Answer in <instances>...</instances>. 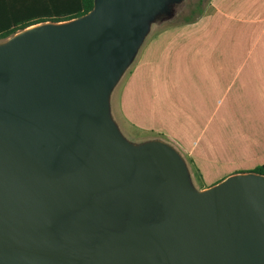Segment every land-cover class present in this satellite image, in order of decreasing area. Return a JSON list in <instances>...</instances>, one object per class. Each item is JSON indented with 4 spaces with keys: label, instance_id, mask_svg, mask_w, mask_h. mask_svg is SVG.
I'll return each instance as SVG.
<instances>
[{
    "label": "water",
    "instance_id": "1",
    "mask_svg": "<svg viewBox=\"0 0 264 264\" xmlns=\"http://www.w3.org/2000/svg\"><path fill=\"white\" fill-rule=\"evenodd\" d=\"M169 1L179 0H94L78 19L0 42V264H264V176L195 191L175 150L130 144L110 116L112 89ZM77 134L85 163L55 179ZM134 170V189L149 179L163 216L93 236L87 223L101 202L74 212Z\"/></svg>",
    "mask_w": 264,
    "mask_h": 264
},
{
    "label": "crops",
    "instance_id": "2",
    "mask_svg": "<svg viewBox=\"0 0 264 264\" xmlns=\"http://www.w3.org/2000/svg\"><path fill=\"white\" fill-rule=\"evenodd\" d=\"M126 72L119 123L176 147L199 191L264 164V0H210L149 36Z\"/></svg>",
    "mask_w": 264,
    "mask_h": 264
},
{
    "label": "flooded vegetation",
    "instance_id": "3",
    "mask_svg": "<svg viewBox=\"0 0 264 264\" xmlns=\"http://www.w3.org/2000/svg\"><path fill=\"white\" fill-rule=\"evenodd\" d=\"M82 145L83 142L77 134L75 140L64 149L56 160L53 169L55 179L74 174L82 168L85 163L81 150ZM135 180L134 170L127 179L109 189L93 194L81 209L74 212V214L83 213L91 209L97 199L101 202L98 213L94 219L87 223L93 236L109 232L119 233L129 225L150 223L161 219L163 207L153 193L154 189L149 188L151 182L147 179V189L136 192L137 190L133 187ZM156 181L159 183V178ZM110 194L114 195L110 196ZM72 214H67L54 223L52 229L57 236L60 230L64 228L67 218Z\"/></svg>",
    "mask_w": 264,
    "mask_h": 264
},
{
    "label": "trees",
    "instance_id": "4",
    "mask_svg": "<svg viewBox=\"0 0 264 264\" xmlns=\"http://www.w3.org/2000/svg\"><path fill=\"white\" fill-rule=\"evenodd\" d=\"M93 4L94 0H0V42L34 25L78 19L88 14ZM206 4L202 8L198 5L180 24L200 18ZM251 172L264 176V164Z\"/></svg>",
    "mask_w": 264,
    "mask_h": 264
},
{
    "label": "rangeland",
    "instance_id": "5",
    "mask_svg": "<svg viewBox=\"0 0 264 264\" xmlns=\"http://www.w3.org/2000/svg\"><path fill=\"white\" fill-rule=\"evenodd\" d=\"M202 1V3H200ZM208 0H179L178 2H167L166 8L163 12L157 14L155 18L149 23V30L146 35V37L143 40V43L148 39L149 36H151L154 32L161 30L165 27L178 25L184 21V19L189 16L191 13H193L194 10H196L197 6L199 5L200 8L204 7ZM142 43V44H143ZM132 63L129 65V68L131 67ZM124 72L121 76L118 83L115 85V87L112 89L109 97V113L114 121L120 135L129 143H131L134 146H140L145 143L151 142V141H162L166 143L164 138L156 137V136H150V135H141L139 132L131 129L128 126H125L123 123H119L118 116L116 115V106L114 104V98L116 91L118 90V85L123 76L125 75ZM169 145V144H167ZM177 154L182 158L184 161L186 167H190V163L182 156L179 152V150L169 145ZM189 183L193 190L199 191L200 187H202V181L199 180L193 173V171L189 168ZM251 172V171H250Z\"/></svg>",
    "mask_w": 264,
    "mask_h": 264
}]
</instances>
